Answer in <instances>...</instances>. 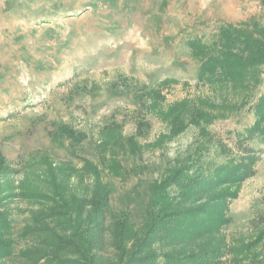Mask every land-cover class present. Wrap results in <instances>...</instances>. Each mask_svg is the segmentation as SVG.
<instances>
[{
    "label": "rangeland",
    "instance_id": "374dc122",
    "mask_svg": "<svg viewBox=\"0 0 264 264\" xmlns=\"http://www.w3.org/2000/svg\"><path fill=\"white\" fill-rule=\"evenodd\" d=\"M252 20L264 21L260 0H0V157L14 170L10 176L0 173V205L10 213L16 240L15 254L0 264H24L20 250L37 242L20 235L32 207L19 194L21 181L41 186L36 173L46 169L45 160L77 167L84 158L99 161L98 140L108 125H120L119 132L136 137L141 149L118 152L123 176L105 170L114 187L111 209L127 211L140 225L148 184L171 161L191 157V150L201 146L199 129L191 125L160 145L169 127L157 110L184 99H221L219 88L198 81L200 61L192 57L188 41L201 37L211 43L221 23ZM126 82L156 86L161 92L158 109L139 106L133 94L125 93ZM263 90L257 88L242 110L208 125L220 146L201 148L206 163L247 158L253 170L232 185L236 196L226 200L229 221L217 240L222 236L234 252L217 264H237L235 249L261 234L256 251L264 264V143L244 136ZM62 124L82 139L59 135ZM73 182L80 190L90 184L89 179L83 185L77 178ZM182 246L191 253V245ZM171 250L161 245L159 252ZM105 252L112 250L108 246Z\"/></svg>",
    "mask_w": 264,
    "mask_h": 264
},
{
    "label": "trees",
    "instance_id": "16d2710c",
    "mask_svg": "<svg viewBox=\"0 0 264 264\" xmlns=\"http://www.w3.org/2000/svg\"><path fill=\"white\" fill-rule=\"evenodd\" d=\"M260 1L264 7V0ZM188 46L192 57L200 61L198 81L219 88V102L199 97L158 109L161 92L156 86L126 82L125 93L133 94L139 106L158 109V115L169 127L160 145L191 125L199 129L202 137L198 150H191V157L171 161L160 177L148 184L149 199L140 225L132 222L127 211L111 209L114 187L106 180L105 170L109 175L123 176L118 152L136 154L141 150L136 137H125L119 132L120 125L101 130L99 161L84 158L77 167L74 162L59 165L45 160L46 169L42 174L36 173L42 185L31 188L23 180L18 187L19 194L32 204L20 235L37 240L20 250L24 264H217L224 255L233 254L225 239L221 236L217 240V235L229 221L225 204L229 197L236 196L232 185L252 174L251 163L247 158L235 162L230 157L221 164L206 163L202 149L220 146L207 126L242 110L254 91L264 86V21L223 22L213 42L194 37ZM252 109L255 121L244 136L264 143V90ZM58 131L61 136L82 139L66 124L60 125ZM13 171L11 163L0 157L1 175L10 176ZM76 178L82 185L89 179L90 184L80 190L73 182ZM223 185L231 188L217 191ZM13 235L10 213L0 205V261L15 254ZM261 239L262 234L255 241L241 244L235 249L239 253L233 260L237 264H262V253L256 251ZM185 244L191 245V253L180 248ZM161 245L172 250L160 254ZM108 246L110 255L105 252Z\"/></svg>",
    "mask_w": 264,
    "mask_h": 264
},
{
    "label": "bare ground",
    "instance_id": "6f19581e",
    "mask_svg": "<svg viewBox=\"0 0 264 264\" xmlns=\"http://www.w3.org/2000/svg\"><path fill=\"white\" fill-rule=\"evenodd\" d=\"M224 9V8H223ZM216 11V10H215ZM222 11H224V10H222Z\"/></svg>",
    "mask_w": 264,
    "mask_h": 264
}]
</instances>
